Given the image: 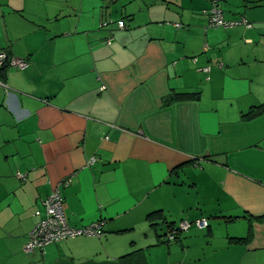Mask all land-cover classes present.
I'll use <instances>...</instances> for the list:
<instances>
[{"label":"crops","instance_id":"crops-1","mask_svg":"<svg viewBox=\"0 0 264 264\" xmlns=\"http://www.w3.org/2000/svg\"><path fill=\"white\" fill-rule=\"evenodd\" d=\"M0 49V264H264V0H0ZM66 178L101 236L25 252Z\"/></svg>","mask_w":264,"mask_h":264},{"label":"built area","instance_id":"built-area-1","mask_svg":"<svg viewBox=\"0 0 264 264\" xmlns=\"http://www.w3.org/2000/svg\"><path fill=\"white\" fill-rule=\"evenodd\" d=\"M206 19L209 27L228 28L237 25H243L246 28L251 27V23L243 17L236 20L225 19L222 11L216 7L215 3H212L211 8L206 12ZM111 22L112 21H103L101 25L106 26ZM114 24L119 29L124 28V24L121 21L114 22ZM27 65L28 61L26 59L15 58L0 49V69L11 67L24 69ZM3 85V82L0 80V86ZM93 161L94 159L91 158L88 163L90 164ZM68 182L69 178H66L55 184L53 191L41 200V204L44 208L43 215L40 210L34 211V215L37 216L38 219L28 232L27 240L23 245V250L25 252H32L35 249L43 250L44 247L50 244H55L69 238L79 236L99 237L101 235V221H95L80 227L71 226L67 222L65 215L66 204L60 193V188L68 185ZM191 225L197 228H205L208 222L205 218H199L193 221H181L176 228L173 227L167 233L166 239H168V241H174L177 231H186Z\"/></svg>","mask_w":264,"mask_h":264},{"label":"trees","instance_id":"trees-1","mask_svg":"<svg viewBox=\"0 0 264 264\" xmlns=\"http://www.w3.org/2000/svg\"><path fill=\"white\" fill-rule=\"evenodd\" d=\"M3 69H6V68H3ZM259 110H264V108L262 107V108H260ZM90 160V159H89ZM89 164V163H88ZM91 164V163H90ZM97 221H100V220H97ZM95 222V221H94ZM102 222V221H101ZM92 223V222H91ZM90 224V223H89ZM171 225H173L172 227H171ZM178 225V224H177ZM177 225H175V224H172V223H170V225L168 226L169 227V230L167 231V233L174 227V228H176L177 227ZM183 231H177V233H176V237L179 235V234H181ZM167 233H165V237L163 238V241L165 242V243H168V242H171V241H168V239H166V235H167ZM101 234H102V227H101ZM101 236V235H100ZM80 237V236H79ZM175 239H177V238H175ZM66 240V239H65ZM241 239H237L236 240V242L237 241H240Z\"/></svg>","mask_w":264,"mask_h":264},{"label":"rangeland","instance_id":"rangeland-1","mask_svg":"<svg viewBox=\"0 0 264 264\" xmlns=\"http://www.w3.org/2000/svg\"><path fill=\"white\" fill-rule=\"evenodd\" d=\"M211 29H219V27H217V28H215V27H211ZM220 29H221V28H220ZM193 227L195 228L194 225H191L189 228L191 229V228H193ZM189 228H188V229H189ZM188 229H187V230H188Z\"/></svg>","mask_w":264,"mask_h":264}]
</instances>
